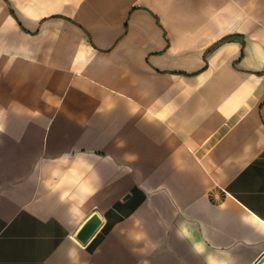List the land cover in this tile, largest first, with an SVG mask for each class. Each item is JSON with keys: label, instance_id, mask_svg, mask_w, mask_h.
<instances>
[{"label": "crops", "instance_id": "crops-1", "mask_svg": "<svg viewBox=\"0 0 264 264\" xmlns=\"http://www.w3.org/2000/svg\"><path fill=\"white\" fill-rule=\"evenodd\" d=\"M263 258L264 0H0V264Z\"/></svg>", "mask_w": 264, "mask_h": 264}, {"label": "water", "instance_id": "water-1", "mask_svg": "<svg viewBox=\"0 0 264 264\" xmlns=\"http://www.w3.org/2000/svg\"><path fill=\"white\" fill-rule=\"evenodd\" d=\"M102 224V218L98 213H94L79 229L76 237L83 243L86 244L98 231ZM258 264H264V258L259 261Z\"/></svg>", "mask_w": 264, "mask_h": 264}]
</instances>
